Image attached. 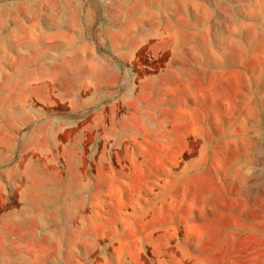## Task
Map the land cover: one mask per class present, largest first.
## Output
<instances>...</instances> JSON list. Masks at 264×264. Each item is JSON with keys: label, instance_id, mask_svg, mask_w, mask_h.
Listing matches in <instances>:
<instances>
[{"label": "rangeland", "instance_id": "rangeland-1", "mask_svg": "<svg viewBox=\"0 0 264 264\" xmlns=\"http://www.w3.org/2000/svg\"><path fill=\"white\" fill-rule=\"evenodd\" d=\"M0 264H264V0H0Z\"/></svg>", "mask_w": 264, "mask_h": 264}]
</instances>
